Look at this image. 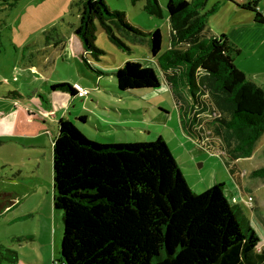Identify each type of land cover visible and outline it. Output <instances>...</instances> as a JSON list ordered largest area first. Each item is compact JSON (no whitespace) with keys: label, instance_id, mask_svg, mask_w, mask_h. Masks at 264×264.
Instances as JSON below:
<instances>
[{"label":"trees","instance_id":"16d2710c","mask_svg":"<svg viewBox=\"0 0 264 264\" xmlns=\"http://www.w3.org/2000/svg\"><path fill=\"white\" fill-rule=\"evenodd\" d=\"M22 1L0 0V6L13 9ZM132 2H145L149 15L164 16L159 0ZM259 2L246 0L243 8L264 25ZM208 3L169 0L170 49L160 56V29L144 31L106 0H82L76 33L85 50L83 65L95 71L88 56L103 53L95 44L97 23L121 49L129 50L128 40L147 42L175 91L186 87L196 97L197 90H208L219 107L229 108L231 120L221 121L239 142L233 160L251 158L264 136V88L237 67L230 39L208 31L210 15L219 10H207ZM114 77L120 98L161 87L156 70L139 61L127 62ZM53 89L77 92L70 84ZM53 149L54 204L64 221L62 264H264L262 239L243 207L229 201L226 184L195 193L163 137L102 144L62 121ZM251 177L264 180V168Z\"/></svg>","mask_w":264,"mask_h":264},{"label":"rangeland","instance_id":"374dc122","mask_svg":"<svg viewBox=\"0 0 264 264\" xmlns=\"http://www.w3.org/2000/svg\"><path fill=\"white\" fill-rule=\"evenodd\" d=\"M81 1L23 0L13 9L5 10L0 6V264H62L64 221L63 213L54 207L52 148L40 150L26 146L32 140L20 138L32 131L26 123L31 119L30 107L37 102L48 111L43 96L37 93L44 82L40 73L51 77L52 81H66L65 84L70 85L78 83L91 91V96L73 108L76 113L87 114L86 125L75 120V125L86 137H91L87 129L98 134L96 128L104 129L103 140L112 145L151 143L163 137L195 193L202 194L215 184L224 183L229 201L249 208L244 202L246 197L239 194L229 164L225 162H231L230 159L221 156L219 150L213 149L212 153L198 149L204 134L222 139L226 126L220 122V112L226 122L232 117L224 111V106L217 105L210 91L197 90L196 95L209 97L210 116L202 118L199 123L181 114L173 93L168 89L166 74L148 43L128 40L129 50L121 49L109 39L99 23L95 44L103 53L98 58L89 55L88 60L90 64L98 65L103 75L83 65L85 50L76 33L81 24ZM159 2L163 18L149 15L145 11V2L134 5L132 0H106L111 10L125 13L131 24L144 31L160 29L164 37L162 56L170 49L171 26L168 0ZM215 14L209 17V30ZM251 41L260 44L262 38L254 34ZM263 52L264 49L257 55H249L247 61L249 75L262 88ZM129 61H139L155 69L162 88L120 98L117 80L109 75ZM33 68L39 74H32ZM57 93L68 94L60 90ZM205 108L204 104L195 103V111ZM20 111V122L13 124L9 114ZM36 119L43 124L39 116ZM44 138L38 144L51 146V140ZM40 155L46 158L34 163ZM240 168L244 174L242 182L249 186V196L254 198L255 209L248 211L247 218L262 239L258 249L261 251L264 247V180L253 178L251 174L264 168V136L257 143L253 157L242 161Z\"/></svg>","mask_w":264,"mask_h":264},{"label":"crops","instance_id":"0c3cea01","mask_svg":"<svg viewBox=\"0 0 264 264\" xmlns=\"http://www.w3.org/2000/svg\"><path fill=\"white\" fill-rule=\"evenodd\" d=\"M245 2L246 0H209L207 10L217 5H219V10L216 12L215 16L211 18L210 20L211 28L210 30L208 29V31L210 32L211 35L214 36H221V35L228 36L231 42L233 57L237 67L253 81L252 77L249 75V63H247V61H249L248 60L249 55H253V54L257 55V53H259L262 49H264V25L256 23V15L254 12L243 8ZM162 4H166V3H162ZM258 10L264 15V0H260ZM254 34H258L261 36L262 41L260 44L251 41V39H253ZM254 45H256L255 48ZM258 48H260V51H257ZM69 55L71 56L70 52ZM91 66L95 69V72L99 73L100 75H103V73L100 72L98 65L91 64ZM31 72L32 74L35 75L38 73V70L36 68H33V71L31 69ZM114 74L115 73H113L112 75L110 74L109 76L113 78ZM199 75L200 77L204 76L203 73H199ZM40 76L42 77V79H44V82H42V84L40 85L39 89L37 90V93L38 95L43 96L42 99L46 102V107L48 108V111L43 106H41V104L37 102L35 103V106L33 108L30 107V109L32 110V114L30 115L31 119L28 121L26 120V123L30 126L32 131L31 133H28V135L25 136L20 135L21 136L20 138L32 140L26 146L38 147L40 148V150H47V149L50 150V148H52L53 162H54L53 148H54V143L59 135L61 122L70 121L75 124V120L79 119L80 122H83L85 125L88 123V118L86 113L84 112L76 113L75 111H73V108L76 107V104L79 101L81 102L84 101L85 98L87 97L81 98L78 96V91L80 89H85L82 85L78 83L72 85L77 91L76 94L73 95L69 92H66L68 93L66 95L62 93H57L58 90L53 89V86L59 84H65L66 81H52L51 77L50 78L45 77L43 73H40ZM165 79L168 85V89L173 93V96L177 102V106L181 114L183 113L184 115H187L191 120H195L199 123L202 120V118L210 116L209 113L211 110V103L208 100L209 97H207V95L204 96L202 94L199 96L196 95V97H194L186 87H182L175 91L172 87V84L169 82L167 75L165 76ZM116 85L118 87L117 83ZM161 88H162V82H161ZM161 88L157 89L156 91H159ZM89 92H90L89 96H91V91ZM196 102L204 104L206 110L195 111L194 106ZM58 105L60 106L59 108ZM224 111H228V113L231 115L228 107H225ZM20 116H21V111L18 112L17 114L14 113L9 114V117L12 119L13 124H18L20 122ZM38 116L41 118L40 120L42 121L43 124L37 121L36 117ZM222 117L223 114L222 112H220L221 123H222L221 120H226V117L225 118ZM181 119L183 120L182 115H181ZM187 120L189 121V119ZM218 127L222 128L220 125H218ZM223 130H224V135H222V139L221 138L216 139L204 134L203 137L200 138V144L198 146V149L201 151L204 150L210 151L212 153H214L213 149L219 150L217 152H220L221 156H223L224 158L225 157L229 158L231 162L227 160L225 161L226 164H229L228 169L237 183L239 194L241 196L246 197L249 194V186H245L242 182V177L244 176V174L240 168V163L244 160H249L250 158L238 159L236 161L233 160L232 157L233 150L236 148L239 142L236 136L233 134V132L228 130L227 127L226 129L223 128ZM96 131L98 132V134L94 133L92 130L87 129V132L91 135V137L89 135H87V137L95 142L108 144L103 140L105 138L103 135L105 133L104 129L96 128ZM9 135L13 136L12 134ZM44 137H47L49 140H51V146H48L45 143L38 144V141L41 142L42 138ZM201 142L203 145L201 144ZM41 158L45 159L46 156L44 157L40 155V157H37L38 161L34 163H39L40 162L39 160H41ZM53 178H54V167H53ZM243 210L244 213L247 215L248 208L243 207Z\"/></svg>","mask_w":264,"mask_h":264},{"label":"built area","instance_id":"2783aa9c","mask_svg":"<svg viewBox=\"0 0 264 264\" xmlns=\"http://www.w3.org/2000/svg\"><path fill=\"white\" fill-rule=\"evenodd\" d=\"M90 95V92L89 90H86V89H80L78 91V96L81 97V98H85V97H88ZM244 202L247 206H249L248 208V211H252L253 209H255L254 207V198L253 196H249V194L246 196V199H244Z\"/></svg>","mask_w":264,"mask_h":264}]
</instances>
